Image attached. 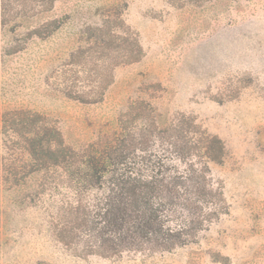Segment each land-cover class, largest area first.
Listing matches in <instances>:
<instances>
[{"label":"rangeland","instance_id":"obj_1","mask_svg":"<svg viewBox=\"0 0 264 264\" xmlns=\"http://www.w3.org/2000/svg\"><path fill=\"white\" fill-rule=\"evenodd\" d=\"M39 3L0 26V114L37 112L74 151L112 145L125 132L151 133L154 148L162 130L196 127L223 144L208 176L226 208L171 251L82 255L54 237L62 219L50 196L1 181L0 264H264V0ZM114 18L136 36L141 57L113 67L99 101L65 96L64 66ZM49 21L55 28L32 32Z\"/></svg>","mask_w":264,"mask_h":264},{"label":"trees","instance_id":"obj_2","mask_svg":"<svg viewBox=\"0 0 264 264\" xmlns=\"http://www.w3.org/2000/svg\"><path fill=\"white\" fill-rule=\"evenodd\" d=\"M30 3L0 0V26L26 14ZM115 21L94 28L91 45L71 55L70 67L62 70L65 96L99 101L113 67L141 57L136 36ZM55 23L32 32L39 35ZM146 133L125 132L112 145L74 151L39 113H1L0 183L22 184L34 195L42 191L50 196L49 204L62 219L54 237L64 246L78 247L82 255L171 251L196 241L205 224L225 212L222 189L208 176V164L222 160L224 147L218 137L196 127L164 129L154 148ZM9 150L18 158H6Z\"/></svg>","mask_w":264,"mask_h":264}]
</instances>
